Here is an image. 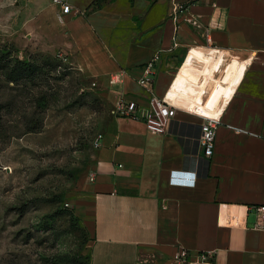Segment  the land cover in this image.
<instances>
[{
	"label": "crops",
	"instance_id": "0c3cea01",
	"mask_svg": "<svg viewBox=\"0 0 264 264\" xmlns=\"http://www.w3.org/2000/svg\"><path fill=\"white\" fill-rule=\"evenodd\" d=\"M92 2L68 0L65 15L54 0L35 2L45 49L92 80L110 111L119 97L146 106L156 96L175 117L166 134L129 118L106 124L89 177L67 198L87 232L89 264H177L179 250L193 261L211 253L202 264H264V227H255L264 206V0ZM155 56L153 83L140 86ZM207 120L208 161L197 144Z\"/></svg>",
	"mask_w": 264,
	"mask_h": 264
},
{
	"label": "rangeland",
	"instance_id": "374dc122",
	"mask_svg": "<svg viewBox=\"0 0 264 264\" xmlns=\"http://www.w3.org/2000/svg\"><path fill=\"white\" fill-rule=\"evenodd\" d=\"M35 2L0 0V264H88L67 198L89 177L110 105L45 49Z\"/></svg>",
	"mask_w": 264,
	"mask_h": 264
},
{
	"label": "built area",
	"instance_id": "2783aa9c",
	"mask_svg": "<svg viewBox=\"0 0 264 264\" xmlns=\"http://www.w3.org/2000/svg\"><path fill=\"white\" fill-rule=\"evenodd\" d=\"M54 2L61 8V15H65L71 11V6L68 0H54ZM176 10H184V7L177 5ZM192 25H196L195 20L187 21ZM158 57L155 56L150 62L143 67V76L137 81L140 86H151L154 77V66ZM92 87L94 84L92 83ZM111 116L114 118H129L142 122L149 132L155 134H166L169 131V125L175 117V107L168 103L167 98H158L156 96L148 98L146 106H140L135 102L125 101L119 97L111 109ZM200 135L197 141L198 147L201 150L202 157L209 160L214 150L215 140V123L212 120H207L199 126ZM94 142V148L98 147V139ZM196 173L194 178H196ZM93 175H90V180H93ZM193 179V178H192ZM257 218L255 227H264V206L255 209ZM213 260L211 253H199L197 261L190 258L188 251L179 250L173 257L174 263L177 264H202Z\"/></svg>",
	"mask_w": 264,
	"mask_h": 264
},
{
	"label": "trees",
	"instance_id": "16d2710c",
	"mask_svg": "<svg viewBox=\"0 0 264 264\" xmlns=\"http://www.w3.org/2000/svg\"><path fill=\"white\" fill-rule=\"evenodd\" d=\"M105 1H107V0H93V2H92V4H91V7H90L91 10H96V9H98V8L102 5V3L105 2ZM20 64H21V66L23 67L22 70L26 71L27 69H29V68H26L27 65H26L25 63H20ZM25 69H26V70H25ZM71 214H72L74 220H76V221L79 223L81 230L84 232V235H85V237H86V242H87V241H88V235H87V232H86L85 228H84L83 225L81 224L80 220L74 216L73 212H71ZM87 256H88V258H90V253H89V251H88ZM88 264H89V260H88Z\"/></svg>",
	"mask_w": 264,
	"mask_h": 264
},
{
	"label": "bare ground",
	"instance_id": "6f19581e",
	"mask_svg": "<svg viewBox=\"0 0 264 264\" xmlns=\"http://www.w3.org/2000/svg\"><path fill=\"white\" fill-rule=\"evenodd\" d=\"M209 56L211 57V59L213 58L212 55L209 54ZM212 60H213V59H212ZM199 61H200V60H199ZM187 62H188V61H187ZM202 63H203V65H204V67H205V66H208V65H206V62H205L204 60H202ZM209 66H210V65H209Z\"/></svg>",
	"mask_w": 264,
	"mask_h": 264
}]
</instances>
